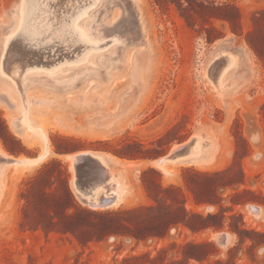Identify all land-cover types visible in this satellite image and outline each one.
<instances>
[{
    "label": "rangeland",
    "instance_id": "374dc122",
    "mask_svg": "<svg viewBox=\"0 0 264 264\" xmlns=\"http://www.w3.org/2000/svg\"><path fill=\"white\" fill-rule=\"evenodd\" d=\"M98 1L83 21L92 18L101 53L89 63L54 64L61 72L53 77L44 69L26 74L37 78L24 86L35 132L13 127L21 107L0 74V118L11 134L0 125V150L35 159L45 150L38 136L48 140L37 164L2 169L0 264H264V0ZM17 4L0 0V61ZM222 52L237 62L217 93L207 70ZM13 53L7 71L27 59ZM94 61L97 75L71 87L50 82L68 70L94 69ZM103 63L111 64L105 73ZM196 135L207 150L202 161L167 164L168 172L153 166ZM87 151L115 165L111 172L125 189L117 204L91 208L78 198L66 156ZM56 162L67 167L72 198ZM185 181L210 203L195 205ZM169 186L181 189L187 211L218 215L203 224L222 228L166 230Z\"/></svg>",
    "mask_w": 264,
    "mask_h": 264
},
{
    "label": "bare ground",
    "instance_id": "6f19581e",
    "mask_svg": "<svg viewBox=\"0 0 264 264\" xmlns=\"http://www.w3.org/2000/svg\"><path fill=\"white\" fill-rule=\"evenodd\" d=\"M98 2V0H18L15 11H13L15 27L12 32H9L8 35H5L3 38V52L0 61V74L7 78L5 83L14 93L12 98L16 99V102L21 107L20 116L11 121L16 130H20L24 127V129H29L31 133L32 131L35 132L27 116V102L24 86H26L27 82L35 81L37 78L26 77L28 72H35L34 69H44L47 74L53 77L59 75L61 72V70L55 72L58 67H52L54 64L89 63L95 55L101 53V48L104 49V44H101L103 40L99 39L97 35H93L91 31L90 23L92 18H89V21H83L86 17L91 16L89 12L96 7ZM116 41V39L112 40V42ZM11 47L15 50V54L13 53L11 57L19 61L23 58L27 59L20 67L17 66L12 71H7L5 65ZM95 61L92 64L94 69L88 70L84 68L77 71L68 70L69 76L65 79H55L50 82L54 83L56 86L67 85L71 87L70 85H73L82 77L86 78V76L91 74L97 75L100 71L95 66L98 64L97 62L95 63ZM236 62V56H233L231 52L219 53V55L210 62L216 64L212 73L209 72L210 68L207 70L208 72L206 71L208 80L213 84L214 88L212 87V89L215 90V92L219 93L223 90V87L227 83H221L224 81L225 75L236 65ZM110 66V63H103V65H101V70L105 73L106 69L104 68H110ZM62 72L65 73L66 71ZM36 134L38 135V133ZM38 137L45 144V150L42 155L35 159H16L6 155L0 150V177L2 169L5 166L25 167L27 165H34L47 155V136L45 134H40ZM192 138H194L193 144L186 154L174 161H167L165 159L166 157H161L152 162L153 166H157L164 172H168L167 164L175 162L195 163L196 161H202V155L207 150H204L199 135ZM185 144L173 147L171 151L177 150ZM91 153L95 155L105 167H108L103 154L101 156L95 154V152ZM75 156L76 154L66 156L71 166L74 163ZM204 157L206 158V155ZM205 161L206 159L203 162ZM115 176L116 175L112 174L110 180L111 184L115 183L110 193L105 194L103 189L98 187L94 192V197L88 201L89 203L87 206L97 208L100 194L104 195V197H111L110 202L103 206L105 208L121 201L125 189L117 182Z\"/></svg>",
    "mask_w": 264,
    "mask_h": 264
},
{
    "label": "trees",
    "instance_id": "16d2710c",
    "mask_svg": "<svg viewBox=\"0 0 264 264\" xmlns=\"http://www.w3.org/2000/svg\"><path fill=\"white\" fill-rule=\"evenodd\" d=\"M0 125L3 127L4 131H5V134L8 136V137H11V134L7 128V126L5 125V122L4 120H2L0 118ZM118 155H121L120 157H126V156H122V154H118ZM131 157V159L133 160H136V159H140V158H137L136 156H129ZM142 159V158H141ZM143 159H146V158H143ZM57 165H60L61 167V173H62V177L65 181V192L66 194L69 196V198H72V194L70 192V187H69V179H70V174L67 170V167L66 166H62L59 162H56ZM230 170V169H229ZM149 172H153V169L151 168H148L147 170H144L142 172V176L144 177L145 174L149 173ZM198 177L200 178H209V176L207 174H199V173H195ZM226 174H228V170L227 171H224V172H221V173H217L215 174L216 176H226ZM185 183V186L189 189V191L191 192V194L193 195V201L195 203V205H201V204H204L206 202H209V200H201L198 195L196 194V192L190 187V185L188 184L187 181L184 182ZM161 188V187H160ZM165 191L167 192H170L174 198L171 199V203H170V208H171V211H170V221L168 222V224L166 225V230L172 228V227H175V228H178L179 225H183L185 226L186 228L190 229L192 232H199V231H202L204 229H207V228H210V227H214V229H219V228H222V224L221 226H213V225H205L203 224V222L207 219V218H210V217H218V215H208L207 217H204L202 214L200 213H197V212H192V211H187L184 207V204H183V194L181 192V189L179 187H175V186H169L167 188H164ZM247 191H244L243 193H237L235 196H242L243 194H246ZM179 195L178 199H177V196ZM71 200V199H70ZM155 203L157 204H160L159 202L163 201L164 200L162 199H154L153 200ZM166 201V200H165ZM210 203V202H209ZM233 205H238L240 204V202H236L233 200ZM264 203V202H263ZM154 206H151L150 207V210H154ZM140 210H133V211H130V214H136V212H139ZM241 217V216H240ZM223 218L220 217V219ZM239 238H241L240 235H238ZM192 246L193 248H201L203 246H207L206 243H200V244H192L190 245Z\"/></svg>",
    "mask_w": 264,
    "mask_h": 264
},
{
    "label": "water",
    "instance_id": "95a60500",
    "mask_svg": "<svg viewBox=\"0 0 264 264\" xmlns=\"http://www.w3.org/2000/svg\"><path fill=\"white\" fill-rule=\"evenodd\" d=\"M214 67L215 66L211 68L212 71ZM192 144L193 139L183 147L171 151L167 156H165V159L167 161L176 160L186 154ZM91 152L93 151L76 154L72 165L75 179L73 182L74 190L76 191L78 198L85 204H88V201L94 197V192L98 187H101L104 193L108 194L111 191L110 187L112 185L110 180L113 174L111 172L113 163H110L106 159L108 167H105ZM110 200V196L104 197V195H100L97 206H105L108 202H110Z\"/></svg>",
    "mask_w": 264,
    "mask_h": 264
},
{
    "label": "crops",
    "instance_id": "0c3cea01",
    "mask_svg": "<svg viewBox=\"0 0 264 264\" xmlns=\"http://www.w3.org/2000/svg\"><path fill=\"white\" fill-rule=\"evenodd\" d=\"M62 155H67V154H62ZM146 160H149V161H150V159H146ZM112 170H113V172H114V171H115V172L117 171V169L115 170V165H113ZM116 174H117V172H116ZM121 180H122V182H124L122 177H121ZM113 184H115V183H113ZM113 184L111 185L110 189H112V188L115 186V185H113Z\"/></svg>",
    "mask_w": 264,
    "mask_h": 264
}]
</instances>
